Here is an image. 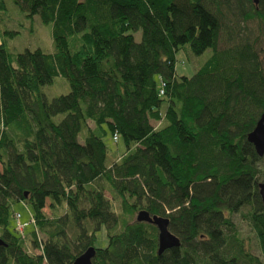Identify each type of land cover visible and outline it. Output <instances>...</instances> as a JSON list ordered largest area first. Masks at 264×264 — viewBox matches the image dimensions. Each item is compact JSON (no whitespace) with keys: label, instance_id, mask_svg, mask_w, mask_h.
Here are the masks:
<instances>
[{"label":"trees","instance_id":"obj_1","mask_svg":"<svg viewBox=\"0 0 264 264\" xmlns=\"http://www.w3.org/2000/svg\"><path fill=\"white\" fill-rule=\"evenodd\" d=\"M13 2L52 25L54 51L13 52L11 32L0 37V264H74L91 246L93 264H263L230 215L250 207L264 255L263 156L247 138L264 66L241 25L264 30V0ZM7 10L0 0V20ZM207 49L178 74L177 53ZM56 77L70 91L48 100ZM114 133L118 158L104 141ZM47 200L63 211L48 215ZM17 202L32 207V251L12 227ZM142 209L168 217L181 246L159 255L157 227L132 219Z\"/></svg>","mask_w":264,"mask_h":264},{"label":"rangeland","instance_id":"obj_2","mask_svg":"<svg viewBox=\"0 0 264 264\" xmlns=\"http://www.w3.org/2000/svg\"><path fill=\"white\" fill-rule=\"evenodd\" d=\"M7 4L8 10L1 13L0 37H4L2 35V32L6 30L11 32L10 35H6V41L11 51L22 52L27 48H40L45 52H53L54 44L52 36V25L42 22L39 16H34L33 18L26 16L25 13L19 8V6L13 2V0H7ZM241 25L244 27L245 32H253V36L259 38L258 47L264 66V30H261L257 22L245 24L243 21H241ZM136 35L137 38H139L141 32H138ZM223 37L224 36L221 37V43H219V47L226 46L225 41H223ZM210 55L211 49H207L202 55L199 56H195L191 52L184 53L183 51H180L179 53H177L176 69L178 74H193ZM43 91L46 94L48 100H51L52 98L60 94L68 93L70 91V84L65 78L56 77L53 83L47 84L43 87ZM104 141L108 148L112 151L110 153L112 155V158H118L124 153V145L122 144L120 139L115 142L112 136H107ZM260 167L262 170H264V156L260 163ZM106 195L111 198V195L108 191H106ZM115 208L117 211H119V205L117 202H115ZM249 208V206L242 207L240 211L230 215V218L233 220L239 233L244 238V246L248 250H251L254 255L258 256L264 264V255L262 254V251L260 249L255 232L249 221L246 219V214ZM10 210L12 227L14 228L16 233L21 235V231H18L17 227L19 223L24 224V227H21V229L23 230L22 241L24 243V248L27 251H32V246L28 234L34 227L31 205L17 202L12 205ZM45 211L50 216H56L63 211V207L52 208L50 207L49 200H47ZM17 213L20 214L19 218L15 217ZM137 213L138 212H135L132 219L136 220ZM107 242L108 239L106 230L105 227H103L97 233L95 246H105Z\"/></svg>","mask_w":264,"mask_h":264},{"label":"water","instance_id":"obj_3","mask_svg":"<svg viewBox=\"0 0 264 264\" xmlns=\"http://www.w3.org/2000/svg\"><path fill=\"white\" fill-rule=\"evenodd\" d=\"M258 3V0H254ZM248 141L253 144L256 153L264 156V111L256 122L254 129L247 136ZM259 194L264 205V181L258 184ZM136 220L139 222H148L154 224L158 229V254L164 251L181 246L180 238L170 230V219L165 216L151 214L149 211L142 209L137 213ZM6 245L0 238V247ZM96 254L94 246L89 247L84 253L79 255L74 264H93V257ZM228 264H234L229 262Z\"/></svg>","mask_w":264,"mask_h":264},{"label":"built area","instance_id":"obj_4","mask_svg":"<svg viewBox=\"0 0 264 264\" xmlns=\"http://www.w3.org/2000/svg\"><path fill=\"white\" fill-rule=\"evenodd\" d=\"M162 87H163V85H161ZM162 87H160V90H159V95L160 96H163L164 95V93H165V91H164V87L162 88ZM113 140L115 141V142H117L118 140H119V136H118V133H114L113 134ZM15 217H17V218H19L20 217V214L19 213H17L16 215H15ZM32 220H33V216H32ZM33 222H34V220H33ZM24 227V224H21V223H19V225H18V227H17V230L18 231H21V235H22V233H23V230L21 229V227Z\"/></svg>","mask_w":264,"mask_h":264},{"label":"bare ground","instance_id":"obj_5","mask_svg":"<svg viewBox=\"0 0 264 264\" xmlns=\"http://www.w3.org/2000/svg\"><path fill=\"white\" fill-rule=\"evenodd\" d=\"M1 217V216H0ZM147 224V223H146ZM1 225V224H0ZM150 226V225H149ZM154 227H156V226H154ZM233 230V229H232ZM236 232V231H235ZM234 234V233H233ZM235 235V234H234ZM225 236V235H224ZM231 238V237H230ZM192 257H194V256H192ZM193 261H195V260H193ZM196 263V262H195Z\"/></svg>","mask_w":264,"mask_h":264}]
</instances>
